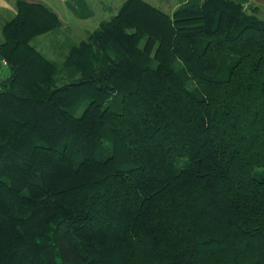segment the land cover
I'll return each mask as SVG.
<instances>
[{
	"label": "trees",
	"instance_id": "obj_1",
	"mask_svg": "<svg viewBox=\"0 0 264 264\" xmlns=\"http://www.w3.org/2000/svg\"><path fill=\"white\" fill-rule=\"evenodd\" d=\"M16 11L0 45V264H264L257 8L126 0L62 66L32 44L58 15Z\"/></svg>",
	"mask_w": 264,
	"mask_h": 264
},
{
	"label": "crops",
	"instance_id": "obj_2",
	"mask_svg": "<svg viewBox=\"0 0 264 264\" xmlns=\"http://www.w3.org/2000/svg\"><path fill=\"white\" fill-rule=\"evenodd\" d=\"M41 2L50 7L60 18L63 27L56 33L48 35H54V51L62 50L63 60L69 54V48L73 43H80L86 40L94 30H96L101 23L110 20L123 3L126 0H34ZM153 6L161 9L165 13L172 14L178 7L185 4L189 0H158L157 3H151L150 0H144ZM235 1V0H232ZM18 0H0V14L3 16L12 13L15 17L16 4ZM243 5L256 4L253 0L250 2L246 1H235ZM246 6V5H245ZM250 8V7H249ZM0 17V45L3 42L2 29L6 22L3 21L4 17ZM45 35V36H48ZM67 44L66 50L61 49L62 45ZM37 47V46H36ZM38 48V47H37ZM40 50V49H39ZM3 58L0 55V69L2 70V76L8 77L9 68L2 66Z\"/></svg>",
	"mask_w": 264,
	"mask_h": 264
},
{
	"label": "rangeland",
	"instance_id": "obj_3",
	"mask_svg": "<svg viewBox=\"0 0 264 264\" xmlns=\"http://www.w3.org/2000/svg\"><path fill=\"white\" fill-rule=\"evenodd\" d=\"M157 1L158 0H150V2L154 3V4L157 3ZM235 1H246L248 3L250 2V4H252V2H251L252 0H235ZM253 3H255L257 7H255L254 4H252V5L245 4L246 6L245 5L244 6L246 7V9L257 8L258 17L260 19H264V0H253ZM2 16L3 15L0 14L1 18H2ZM3 17H4L3 21H8V20L13 18V14L12 13H8V14L4 15ZM53 40H54V35H48V36L43 35V36H40V37L36 38L35 40H33L32 44L35 47L37 46L38 48L37 47L36 48L38 50L40 49L39 51H41L46 57H48V59H50V60L58 63L60 66H62V64L65 62L63 60V56L64 55H62L63 52H62V50H60V51L58 50L56 52L54 51L55 45H54V41ZM60 47H62L61 49H63V50L65 49L66 50L67 44H64V45H62ZM66 59H67V57H66ZM4 79H5V76L2 77V80L0 81V83ZM81 113L82 112H80L78 115H80Z\"/></svg>",
	"mask_w": 264,
	"mask_h": 264
},
{
	"label": "built area",
	"instance_id": "obj_4",
	"mask_svg": "<svg viewBox=\"0 0 264 264\" xmlns=\"http://www.w3.org/2000/svg\"><path fill=\"white\" fill-rule=\"evenodd\" d=\"M2 66L4 67V68H7L8 67V64H7V62L5 61V60H2ZM2 70L0 69V81L2 80Z\"/></svg>",
	"mask_w": 264,
	"mask_h": 264
}]
</instances>
